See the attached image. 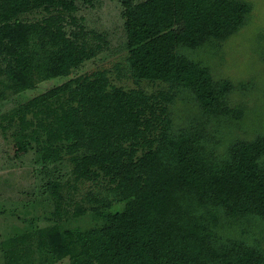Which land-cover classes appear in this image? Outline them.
<instances>
[{
  "label": "trees",
  "instance_id": "trees-1",
  "mask_svg": "<svg viewBox=\"0 0 264 264\" xmlns=\"http://www.w3.org/2000/svg\"><path fill=\"white\" fill-rule=\"evenodd\" d=\"M97 0H0V101L38 83L68 78L102 49V33L87 29L78 4ZM125 63L136 81L165 89L112 84L108 69L72 76L0 115V131L33 138L43 167L51 224L3 243L2 264H24L31 253L69 264H264V249L220 240L223 220L254 218L264 226V134L237 139L218 152L214 117L237 122L243 90L184 51L215 52L245 23V0H120ZM37 15L28 19V14ZM196 101L199 118L175 123L171 106ZM232 124V123H231ZM66 181L54 178L66 163ZM41 168V171H42ZM90 181L83 201L100 219L65 227L64 191ZM117 206V207H116ZM87 208L75 202L78 217ZM50 262V261H49Z\"/></svg>",
  "mask_w": 264,
  "mask_h": 264
},
{
  "label": "rangeland",
  "instance_id": "rangeland-1",
  "mask_svg": "<svg viewBox=\"0 0 264 264\" xmlns=\"http://www.w3.org/2000/svg\"><path fill=\"white\" fill-rule=\"evenodd\" d=\"M245 1L251 6L247 20L222 43L220 49L214 52L212 48L205 46L184 51L191 58L202 61L214 79L226 78L237 86L246 87L242 91L236 89L229 95L231 106L241 104L243 107L239 121L231 122L221 116L214 117L213 125L218 128L214 136L220 144L218 152L237 139L252 140L264 134V0ZM77 4L79 8L76 15L83 18L87 29L102 33L105 41L101 40L102 49L99 53L73 69L68 78L95 69H108L111 83L124 88L140 87L148 93L166 88L165 84L158 81L136 82L129 75L125 63V36L120 0H97L93 6L82 5L80 2ZM26 17L33 19L37 15L32 13ZM68 78H50L33 88L8 96L0 101V115ZM183 98L180 95L171 106L176 124H188L200 117L196 101L187 100L182 103L180 99ZM33 147L32 137L15 141L10 131L6 135L0 131V264L3 263V243L7 239L25 230H37L51 224L46 219L50 205L43 187L48 180L45 172H52L54 167L49 164L42 168V165L36 164ZM69 169L67 162L56 165L54 178L66 181ZM96 186L102 187L101 184L85 181L78 185L76 192L64 191L66 208L70 214L75 202H80L87 208L78 217L68 214V218L62 221L65 227L86 228L100 223V219L90 212L83 201L85 193ZM215 234L220 240L234 238L246 245L264 249V226L254 218L222 219ZM41 257L40 252L31 253L24 264H69L68 257L53 262L45 261Z\"/></svg>",
  "mask_w": 264,
  "mask_h": 264
}]
</instances>
